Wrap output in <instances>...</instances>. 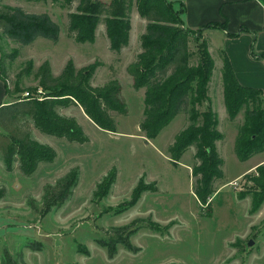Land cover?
I'll list each match as a JSON object with an SVG mask.
<instances>
[{"label":"rangeland","instance_id":"374dc122","mask_svg":"<svg viewBox=\"0 0 264 264\" xmlns=\"http://www.w3.org/2000/svg\"><path fill=\"white\" fill-rule=\"evenodd\" d=\"M51 1L0 0V8L6 5L21 7L29 13H46L60 27L57 43L37 38L31 45L21 47L8 38H0V58L19 51L16 60L6 62L9 91L17 85L20 89L10 96L18 100L29 92L43 97L46 92L36 74L46 61L55 77L70 60L77 70L99 61L103 66L97 69L91 85L101 87L118 81L128 113L114 115L117 132L111 134L93 127L85 120L83 109L75 105L72 111H76L77 121L88 138L85 144L43 134L31 122L33 139L50 146L57 157L53 163H41L31 177H25L18 164L8 172L0 161V190L5 192L0 200L2 264H9L8 257L15 264H264V203L257 213H251L253 195L249 191L256 169L247 172L264 158V153L247 162H241L236 155L235 139L245 121V108L234 122L224 112L221 53L214 51L217 65L208 95L214 106L217 102L219 130L225 136L217 143L224 161V177L215 181L211 206L204 208L194 193L198 178L192 176V168L199 163L195 158L196 147L189 148L178 165L171 160L170 148L176 136L189 125L188 115L179 114L148 144L141 130L144 89L135 90L128 73L136 51L133 49L139 47V35L148 23L139 15L137 0H133L130 14L135 30L134 48L123 57L110 56L104 17L95 43L78 44L69 31V15L77 12L81 0H74L72 5ZM196 45L193 40L191 49L195 51ZM27 65L32 66L31 74L17 80ZM260 101L264 107V99ZM211 102L209 99L200 110L212 107ZM57 112L62 114L60 107ZM119 133L122 135H116ZM77 169L79 180L70 198L43 214L45 191ZM113 169L117 176L109 195L96 198L98 185ZM141 179L145 185L154 182L156 191L144 193L136 206L117 214L121 205L133 198ZM243 192L247 196L240 199ZM124 228L133 231L129 241L139 251H130L120 243L112 255L103 243H112L118 236L127 239L128 233L119 232ZM6 252L9 256H5Z\"/></svg>","mask_w":264,"mask_h":264},{"label":"trees","instance_id":"16d2710c","mask_svg":"<svg viewBox=\"0 0 264 264\" xmlns=\"http://www.w3.org/2000/svg\"><path fill=\"white\" fill-rule=\"evenodd\" d=\"M42 2L45 0H27ZM72 5L74 0H52ZM264 3V0H263ZM138 12L147 23L146 32L141 37L142 52L137 60L128 67L132 77V87L144 89V119L141 130L148 140H155L175 118L185 112L189 125L175 138L170 148L171 160L178 165L183 155L192 146L196 147L195 158L198 164L192 168V176L197 177L194 190L199 204L209 208L215 194V181L224 177L217 142L224 139L219 130L218 114L210 106L205 111L200 107L209 101V84L212 80L215 61L209 51L208 42L203 39L202 30L193 31L185 26L183 5L178 8L168 0H137ZM133 0H81L76 13L69 15V31L74 34L78 44L96 41V32L102 18L106 25V34L110 41V50L120 55L128 46L132 29L131 10ZM207 27L223 28L219 24ZM206 27V28H207ZM60 36V27L50 15L29 13L21 7L3 6L0 8V38L5 37L21 47L29 46L37 38H45L55 43ZM196 41V50L190 44ZM19 51L0 58V75L7 85V59L14 61ZM253 57H256L252 53ZM264 59V54L257 55ZM102 63L77 70L70 60L62 73L55 77L48 61L43 63L36 74L41 87L45 90L42 100L33 96L23 97L11 104L0 106V161L6 170L12 172L18 164L25 177L36 173L41 163H53L57 157L50 146L33 139L31 122L43 134L65 138L70 142L85 144L88 138L74 118H66L57 112L58 107L78 105L90 120L101 130L116 133L115 114L128 113L122 100V88L113 80L101 87H93L91 80ZM32 66L18 75L21 79L31 74ZM224 85V104L230 121L237 120L245 108V121L239 128L235 140V152L241 162H247L255 155L264 153V99L261 90L242 86L236 79L231 63L224 60L222 69ZM19 82V81H18ZM8 94L20 92L18 85ZM254 106V109H251ZM116 170H111L98 185L95 197H107L116 182ZM253 195L251 213H257L264 203V163L256 168L251 177ZM79 180V170L71 171L55 187L48 188L44 194L43 214L50 213L55 207L63 205L71 196ZM156 191L153 184L145 185L143 179L134 190L133 198L121 205L116 212L122 214L137 205L145 192ZM5 192L0 190V200ZM240 193V199L246 198ZM211 216V213H207ZM127 239L118 236L112 243H103L116 254L117 246L122 243L130 251H139L129 241L133 231L120 229ZM5 256H9L8 252ZM9 264L11 257L7 259Z\"/></svg>","mask_w":264,"mask_h":264},{"label":"crops","instance_id":"0c3cea01","mask_svg":"<svg viewBox=\"0 0 264 264\" xmlns=\"http://www.w3.org/2000/svg\"><path fill=\"white\" fill-rule=\"evenodd\" d=\"M168 1L172 2L176 8L183 5L184 7L183 19L185 26L187 28L193 31H198V30L203 31L202 32L203 39H205L208 42L209 51L215 61V65H217V60L215 59L214 56V51L216 49L218 53H221V60H220L221 62H219V64L220 67H222V69L224 65V60L228 59L231 63L237 81L242 86L261 90L264 94V59L257 57V55L264 54L263 0H168ZM131 23H132V29L130 32L129 44L122 50L120 55L115 54L116 56L123 57L129 49L131 52V48L133 47L132 40L134 39L135 36L134 25L132 21ZM214 24H219L223 28L207 27L208 25H214ZM146 27L147 25L144 26V28L142 29L139 35V40H140L139 47L133 49V51L134 50L136 51L133 53L134 56L129 64L133 63L136 60V58H138L139 54L142 52L141 37L143 36V34H145ZM98 30H97V34L99 32ZM106 38L108 39V37ZM136 39H138L137 35H136ZM107 47L110 51L111 54L110 56L111 57L114 56L113 55L114 53L110 50V41L109 44L107 43ZM252 53H254L256 57H253ZM212 84L213 81L211 80L209 86L211 87ZM7 86L8 85H6V83L4 82L3 78L0 75V106L11 104L15 101L14 97L8 94ZM220 88L222 89V93H223L224 90L223 77H222V84L220 83ZM144 94H145V90H144ZM209 99L210 101H212L211 103L213 110L217 113V110L215 108L217 102L214 106L213 99L211 100L210 96ZM223 101H224V95H223ZM60 108L62 111L61 115L67 116L68 118L69 117L74 118L77 124L80 126V128H82V125H80L81 123L77 121V118L75 116L76 111L75 112L72 111L73 109L76 108L75 105H70ZM225 109L224 112H227L225 111ZM78 114L80 113L78 112ZM85 117H84L85 120L87 121L89 120L88 122L93 127L98 128L86 114ZM227 118H228V114H227ZM98 129L101 130L100 128ZM116 135H122V134L119 133ZM148 142L150 143L151 141L150 140L147 141V144ZM263 163H264V158L259 160L247 172L251 171L252 169H256L259 165ZM150 184H155V183L152 182ZM1 221L2 220H0V230L3 229V224H1ZM3 248L4 246L0 245V257L4 251ZM0 264H2L1 258H0Z\"/></svg>","mask_w":264,"mask_h":264},{"label":"built area","instance_id":"2783aa9c","mask_svg":"<svg viewBox=\"0 0 264 264\" xmlns=\"http://www.w3.org/2000/svg\"><path fill=\"white\" fill-rule=\"evenodd\" d=\"M30 96H33V97H35V98H37L39 100H42V97L39 96V95L38 96L37 95H31L29 92H26V93L23 94V97H30Z\"/></svg>","mask_w":264,"mask_h":264},{"label":"water","instance_id":"95a60500","mask_svg":"<svg viewBox=\"0 0 264 264\" xmlns=\"http://www.w3.org/2000/svg\"><path fill=\"white\" fill-rule=\"evenodd\" d=\"M253 244V241H250V245H252Z\"/></svg>","mask_w":264,"mask_h":264}]
</instances>
